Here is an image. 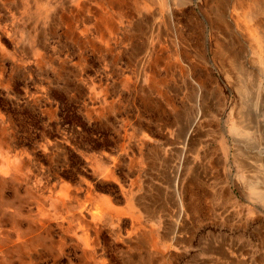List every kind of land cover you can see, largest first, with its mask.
<instances>
[{"label": "rangeland", "instance_id": "1", "mask_svg": "<svg viewBox=\"0 0 264 264\" xmlns=\"http://www.w3.org/2000/svg\"><path fill=\"white\" fill-rule=\"evenodd\" d=\"M70 1L0 0V264H264V0L247 82L217 0Z\"/></svg>", "mask_w": 264, "mask_h": 264}, {"label": "bare ground", "instance_id": "2", "mask_svg": "<svg viewBox=\"0 0 264 264\" xmlns=\"http://www.w3.org/2000/svg\"><path fill=\"white\" fill-rule=\"evenodd\" d=\"M87 0H78V1H70L69 6L72 7V12L74 11V9H80L82 7L86 8L87 11L89 9H91L90 6L86 5ZM89 1V0H88ZM161 1V6L163 9H168L169 15L172 17V19L175 17V11H176V4H177V0H159ZM245 3H249L248 1L244 0ZM238 0H217L216 3V7H215V14L217 16V26L222 27L225 31L226 34V40L228 42L227 47H225V50H222L221 52H223V56L229 57V63L231 65H233L235 68L238 69V72L241 74V77L243 78V81L247 82V80H249V76L250 73L248 70H246L244 68V66L242 64H238L237 61V57H238V46H239V32H241L240 30V26H239V22H238ZM214 8V7H213ZM248 16H250V18L253 16V12H248ZM75 15V14H74ZM62 18V17H61ZM214 18V17H213ZM69 22V21H68ZM215 22V21H214ZM83 24V23H82ZM102 25V24H101ZM176 26V23H175ZM216 26V27H217ZM173 27V26H172ZM222 29V28H221ZM90 29L87 27L86 28V32L89 33ZM93 30V29H92ZM177 30V29H176ZM244 30V29H243ZM260 30V29H259ZM258 30V31H259ZM222 31V30H221ZM261 32V31H260ZM99 33V32H98ZM247 33H249L252 36V39H254V42L256 44L257 47L260 48V52H259V56H260V60L259 63L262 66V68H264V33H260L259 35H256L252 29H248ZM246 34V33H245ZM212 36V35H211ZM248 36V35H247ZM212 38V37H211ZM217 41V40H216ZM220 41V40H219ZM222 42V40H221ZM180 44V43H179ZM222 44V43H221ZM218 45V44H217ZM226 46V45H225ZM182 47V46H181ZM240 47V46H239ZM139 49V48H138ZM215 51V50H214ZM141 53V52H139ZM240 53V52H239ZM238 66V67H237ZM262 77V76H261ZM264 78V76H263ZM0 79H2L1 73H0ZM260 93V92H259ZM264 97V96H263ZM259 99V98H258ZM206 111V110H204ZM202 115V113H201ZM262 115V114H261ZM199 117V116H198ZM197 117V118H198ZM197 122V121H196ZM195 123V122H194ZM197 125V124H196ZM244 128L249 130V132L252 130H255L254 128H256L258 131L261 130V128L258 127V125H252L250 124L248 121L247 123L244 125ZM193 131V130H192ZM264 132V131H263ZM196 133V132H195ZM242 134V132H241ZM191 135V134H190ZM190 137V136H189ZM197 140V139H196ZM189 141V140H188ZM243 141V140H242ZM245 143V142H244ZM193 144V143H192ZM187 145H189L187 143ZM243 145V144H242ZM190 146V145H189ZM191 147V146H190ZM186 154V153H185ZM189 163V162H188ZM8 166H10V164L8 163ZM204 170V169H203ZM180 171V170H179ZM203 173V172H202ZM179 175V174H178ZM209 175V174H208ZM211 175V174H210ZM181 177V175L179 176ZM178 178V177H177ZM191 180V179H190ZM204 180V179H203ZM205 182V181H204ZM203 182V183H204ZM180 178L176 179V186L178 188H176L178 191V196H179V202L180 204H182L184 202L183 199V194H182V188H184V186L180 185ZM201 184V183H200ZM207 184V183H206ZM148 191V190H147ZM63 193L65 194V196L69 197V191L67 189L63 190ZM91 196V194L89 195V197ZM43 198V197H42ZM230 198V197H229ZM106 205L107 206H111L109 201H106ZM110 208V207H109ZM184 210V208H182ZM226 210V209H225ZM185 212V210H184ZM183 212V213H184ZM47 209L46 207L44 208V205L40 206L38 209V215H39V222L42 223L47 215ZM107 213V217H111V214L109 212ZM182 213V212H181ZM184 216V215H183ZM85 217V216H84ZM148 238V237H147ZM177 239V238H176ZM176 241V240H175ZM147 243V242H146ZM221 243V242H220ZM212 245V244H211ZM222 247V246H221ZM228 255V254H227ZM221 256V255H220ZM231 264V263H230Z\"/></svg>", "mask_w": 264, "mask_h": 264}, {"label": "crops", "instance_id": "3", "mask_svg": "<svg viewBox=\"0 0 264 264\" xmlns=\"http://www.w3.org/2000/svg\"><path fill=\"white\" fill-rule=\"evenodd\" d=\"M68 186V185H67ZM70 186V185H69ZM176 188H178V187H175V189ZM179 189V188H178ZM70 191H72V198H76V196H78L79 195V192H80V190H81V187H79V188H76V189H69ZM180 190V189H179ZM178 190L176 189V192H177ZM184 191H185V189L183 188V190H182V193H184ZM126 196L128 195V194H125ZM177 196H178V192H177ZM131 199H132V195H130V197L129 196H127V200H130L131 201ZM131 205H133V201H131ZM181 212H182V210H181ZM80 213L81 212H79L78 213V217H79V219H82L81 218V215H80ZM186 214V212H184V213H180V215H185ZM150 234V235H149ZM149 234H146V235H144V237H145V240H149V239H153V240H156V236L153 234V232H150L149 231ZM148 237V238H147ZM151 244V246H153V243H150ZM155 247V246H154ZM228 256V255H227Z\"/></svg>", "mask_w": 264, "mask_h": 264}]
</instances>
